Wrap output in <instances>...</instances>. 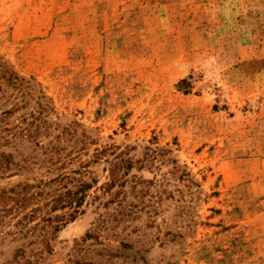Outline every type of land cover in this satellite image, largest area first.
<instances>
[{"label": "rangeland", "instance_id": "374dc122", "mask_svg": "<svg viewBox=\"0 0 264 264\" xmlns=\"http://www.w3.org/2000/svg\"><path fill=\"white\" fill-rule=\"evenodd\" d=\"M0 59L33 78L53 126L92 139L84 157L107 148L90 165L102 187L38 264H264V0H0ZM18 149L0 186L53 176L40 148ZM141 186L150 212L127 216ZM31 240L6 236L0 264Z\"/></svg>", "mask_w": 264, "mask_h": 264}, {"label": "trees", "instance_id": "16d2710c", "mask_svg": "<svg viewBox=\"0 0 264 264\" xmlns=\"http://www.w3.org/2000/svg\"><path fill=\"white\" fill-rule=\"evenodd\" d=\"M34 90L33 78L20 76L0 59V178L12 176L9 174L12 168H15L14 172H20L22 165L14 161L13 154L3 148L10 145L18 149L24 140L40 148L45 156L48 155L47 158L36 160L40 164L49 163L45 173L53 172L52 177L43 175L38 179L33 178L37 181L36 184L29 182L25 177L8 187L0 186V241L8 235L13 238L29 235L32 240L27 244L41 246L31 249L33 253L28 255L29 257L24 255L22 248H18L12 258L14 264H38L40 252L50 249L53 232L84 212L83 206L88 203L86 197L89 196V191L102 187L97 185L98 180L93 176L90 165L101 159L107 150L101 145H96L90 156L84 157L83 154L87 153L89 145L94 143L92 139L86 133H78V125L66 124L61 126L60 130L58 123L55 122L53 126V122L46 119L50 106L45 100L46 97L43 93L35 96ZM54 129H57V132H52ZM45 137L47 140L44 142ZM170 161L172 173H175L179 166L175 160ZM109 163L112 179L107 187H112L117 181L118 184H123L125 180L119 181L117 170L122 166L126 170L131 168L130 159L111 160ZM143 163L150 165L149 155L144 158ZM185 175L187 173L180 170L179 176ZM147 190V187L141 186L135 191L134 197L138 204L132 202V208L129 206L124 209L123 212L127 216L135 215L138 209L141 211L142 208L150 212V205L144 202ZM98 198L96 195L92 197L93 201ZM33 202L34 207L31 206ZM140 203L142 204L139 205ZM28 205L30 207L26 210ZM46 207L48 208L43 210ZM50 211L61 212L50 216ZM97 227L99 223L94 224L92 231L87 232L81 241L93 237ZM11 228L15 230L11 231ZM17 256L24 257L22 263L18 262Z\"/></svg>", "mask_w": 264, "mask_h": 264}, {"label": "crops", "instance_id": "0c3cea01", "mask_svg": "<svg viewBox=\"0 0 264 264\" xmlns=\"http://www.w3.org/2000/svg\"><path fill=\"white\" fill-rule=\"evenodd\" d=\"M143 1H145L146 3V0H143ZM128 2L130 3V5H132V0H128Z\"/></svg>", "mask_w": 264, "mask_h": 264}]
</instances>
